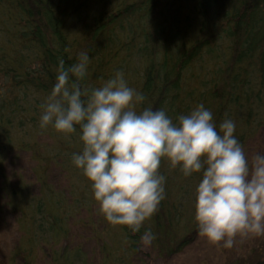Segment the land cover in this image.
I'll list each match as a JSON object with an SVG mask.
<instances>
[{"label": "trees", "instance_id": "16d2710c", "mask_svg": "<svg viewBox=\"0 0 264 264\" xmlns=\"http://www.w3.org/2000/svg\"><path fill=\"white\" fill-rule=\"evenodd\" d=\"M85 49L88 84L122 70L146 97L140 108H163L174 119L202 103L217 126L235 121L250 158L264 141V0H0V220L10 219L16 230L6 255L17 264H92L79 246L70 247L80 226L111 243L99 242L98 264H130L145 228L155 234L154 257L168 259L198 234L200 175L185 178L163 161L166 198L132 233L98 212L89 180L71 163L77 137L39 128V103L55 82L58 60L67 67ZM53 176L64 180L62 192ZM94 209L101 230L90 231ZM239 263L264 264V245L224 264Z\"/></svg>", "mask_w": 264, "mask_h": 264}, {"label": "clouds", "instance_id": "9594fccd", "mask_svg": "<svg viewBox=\"0 0 264 264\" xmlns=\"http://www.w3.org/2000/svg\"><path fill=\"white\" fill-rule=\"evenodd\" d=\"M89 64L87 49L67 67L58 60L55 82L39 103V128L77 137L80 150L71 163L89 180L107 222L140 232L166 198L160 171L166 161L185 178L200 175L194 220L209 244L233 249L264 237V153L248 157L233 119L217 126L202 103L175 119L163 108H140L146 97L122 70L92 86ZM154 239L150 228L140 236L145 245Z\"/></svg>", "mask_w": 264, "mask_h": 264}, {"label": "rangeland", "instance_id": "374dc122", "mask_svg": "<svg viewBox=\"0 0 264 264\" xmlns=\"http://www.w3.org/2000/svg\"><path fill=\"white\" fill-rule=\"evenodd\" d=\"M264 141H260L257 143V147L259 148L258 152L263 153L264 149ZM255 154V153H254ZM251 156L253 154H250ZM250 156V157H251ZM52 175H57L56 172L52 173ZM59 177L55 178L54 176L51 178V181L54 183L55 187L57 189H60L61 192L63 189L61 187H64L63 183L64 180L59 179ZM56 183V184H55ZM58 186V187H57ZM67 191H65L63 194H66ZM96 210L90 211V223L91 226H89L87 223V228L92 231V228H95L96 230H101L98 226V217ZM87 218L85 216L82 217V222L85 223V220ZM150 224L154 227L156 225L153 222H150ZM101 231L98 232L96 237L91 235L89 236V233L82 229L80 226H76L73 229L71 240L74 241V244H72L70 247H77L79 246L82 252L85 255L86 260L91 262L92 264H98L101 259V253H100V247L99 242L102 243H108L111 244L109 241L105 240L100 236ZM15 237H16V230L14 229L10 219L5 218V220H0V264H6L9 262L10 264H17L15 262L10 261L9 253L6 255L5 253V247L7 246V249L11 248L15 243ZM74 237V238H73ZM10 243H9V242ZM112 241V254L115 253V244H113ZM100 242V243H101ZM257 245H264V237H254L249 240H246L242 245L238 244L233 249H219L211 244L208 243V241L200 236L199 234H196L191 243H189L185 249L179 253L175 254L172 257L168 259H161L154 257L153 251L150 249V244H142L140 251L136 254L134 258L130 260V264H224L228 260H235L238 258V256L244 254L248 249L254 248ZM63 246V245H62ZM121 246V241L119 242V247ZM56 247H59L56 246ZM70 248V249H71ZM259 251H255L254 258L258 255ZM7 257V259H5ZM253 258V259H254ZM6 261V262H5ZM36 264V263H35ZM240 264V263H239Z\"/></svg>", "mask_w": 264, "mask_h": 264}]
</instances>
